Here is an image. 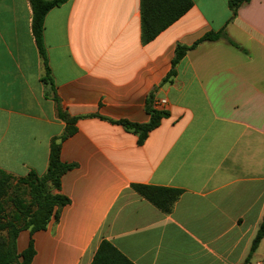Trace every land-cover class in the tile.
I'll use <instances>...</instances> for the list:
<instances>
[{
    "label": "crops",
    "instance_id": "1",
    "mask_svg": "<svg viewBox=\"0 0 264 264\" xmlns=\"http://www.w3.org/2000/svg\"><path fill=\"white\" fill-rule=\"evenodd\" d=\"M193 7L148 44L141 0H69L45 17L52 84L32 33L29 0H0V168L44 175L51 143L72 165L69 203L33 241L32 264H92L103 241L131 264H243L264 218V0L235 16L231 0ZM224 31L223 38L201 40ZM179 46L190 50L163 83ZM168 116L139 142L120 122ZM153 104V103H152ZM133 185L180 190L165 213ZM248 264H264V238Z\"/></svg>",
    "mask_w": 264,
    "mask_h": 264
},
{
    "label": "trees",
    "instance_id": "2",
    "mask_svg": "<svg viewBox=\"0 0 264 264\" xmlns=\"http://www.w3.org/2000/svg\"><path fill=\"white\" fill-rule=\"evenodd\" d=\"M69 0H29L32 8V33L39 54L45 67V81L52 84L51 70L48 65L47 51L44 43L45 17L54 8L60 7ZM251 0H231L229 7L233 16L237 10ZM193 7L192 0H141L142 16V42L148 44L155 40L163 31L182 18ZM225 39L227 43L236 47L237 45L228 38L224 31L207 34L201 42L217 41ZM190 50L188 47L179 46L172 62V69L163 83L169 82L176 76V67ZM153 98L147 101V112L150 121L147 124H134L126 121L120 122L126 129L139 135L142 143L168 116L166 111H158L152 107ZM59 117L67 122L66 132L59 138L53 139L49 157L47 172L40 176L31 171L27 177L16 179L0 168V242L2 233L5 232L6 245L0 243V264H32L35 255L33 241L30 240L29 247L20 253L17 243L19 235L24 230H30L31 236L41 230H45L52 218L57 219L59 210L69 203V200L55 191L61 190L62 177L72 169V165L61 161L60 142L71 136L74 131L75 119H69L59 111ZM17 182L13 186L14 182ZM24 187L28 191L30 201L24 198L26 192L21 191ZM133 190L142 198L149 201L159 210L168 213L173 204L181 195L180 190L133 185ZM11 204L14 213L10 216L6 205ZM264 238V218L254 238L247 262L258 249ZM92 264H131L116 248L109 242L103 241Z\"/></svg>",
    "mask_w": 264,
    "mask_h": 264
},
{
    "label": "rangeland",
    "instance_id": "3",
    "mask_svg": "<svg viewBox=\"0 0 264 264\" xmlns=\"http://www.w3.org/2000/svg\"><path fill=\"white\" fill-rule=\"evenodd\" d=\"M17 184V182L15 181L14 183H13V186L14 185H16ZM21 191H23V192H26V194L24 195V198L26 199V201L27 202H29L30 201V198H29V196H28V191L27 190H25L24 189V187H21V189H20ZM6 210L8 211V215H12L13 213H14V209H13V206L9 203L8 205H6ZM2 240H1V246H5L6 245V237H5V232H3L2 233Z\"/></svg>",
    "mask_w": 264,
    "mask_h": 264
},
{
    "label": "built area",
    "instance_id": "4",
    "mask_svg": "<svg viewBox=\"0 0 264 264\" xmlns=\"http://www.w3.org/2000/svg\"><path fill=\"white\" fill-rule=\"evenodd\" d=\"M168 105V101L166 99H155L153 101L152 107L155 110L163 111Z\"/></svg>",
    "mask_w": 264,
    "mask_h": 264
},
{
    "label": "water",
    "instance_id": "5",
    "mask_svg": "<svg viewBox=\"0 0 264 264\" xmlns=\"http://www.w3.org/2000/svg\"><path fill=\"white\" fill-rule=\"evenodd\" d=\"M243 264H248V262H244Z\"/></svg>",
    "mask_w": 264,
    "mask_h": 264
}]
</instances>
